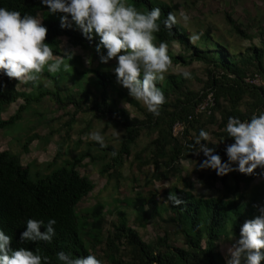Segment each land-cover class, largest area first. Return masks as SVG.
I'll use <instances>...</instances> for the list:
<instances>
[{
  "label": "trees",
  "instance_id": "obj_1",
  "mask_svg": "<svg viewBox=\"0 0 264 264\" xmlns=\"http://www.w3.org/2000/svg\"><path fill=\"white\" fill-rule=\"evenodd\" d=\"M141 11L150 10L153 7L162 9L161 20L167 18L168 13H174L181 5L172 6L158 2L157 0H133ZM195 4V1H194ZM0 7L17 10L33 15H44L43 24L48 28L47 41L54 49V55H61L62 40H68L71 46L83 49L95 48L99 42L97 36L90 42L73 23L72 28H61L60 20L52 19L46 6L40 0H0ZM55 15H62L57 13ZM228 22L235 32L247 37L244 26L235 21L231 14H226ZM216 32L208 27L198 44H192L190 34L178 23L171 31L161 25V31L157 33L158 40H166L170 48L178 45L183 49L181 54H175L170 50L174 65L189 66L195 61L206 65L207 81L201 92L189 91L185 88V81L181 76H169L164 82L158 81L167 98L160 116H154L149 111L144 112L143 119H132L128 110L120 109L115 95L110 89L115 86L116 76L103 70V66L93 70L96 79L93 82L100 89L98 96L91 98V92L83 89L81 92L72 93L67 98H62L58 91L51 93V98L59 109H66L70 105L76 107V113H89L94 119H106L121 127L125 136L121 139V148L95 146L106 159L109 154L117 155L103 166V172L107 169H118L125 156L131 154V147L140 138L144 131L156 135L144 148L139 159H143L144 165L154 167L153 178L158 182H166L181 175L182 163L193 160L197 154L189 148L195 142L201 129L208 130L209 126H217L215 132L219 144L208 142L215 147L216 152L227 160L226 146L233 143L228 137L225 128L229 116H238L248 119L253 112L264 111V41L260 48L253 47L244 54H231L228 47L218 38ZM72 62V60H70ZM45 71L41 75H49ZM63 73V72H62ZM60 73L51 74L52 77ZM247 78L260 79L262 85L246 82ZM118 91L119 100H127L136 108L140 105L135 100L128 99L126 88ZM213 94L214 105L206 111L198 112V107L208 100ZM46 93H42L44 97ZM247 99V100H246ZM19 100H23L18 111L8 119L2 118L5 108L12 106ZM35 100L30 94L18 89V81L0 74V130L14 128L23 118L22 114ZM224 102L227 103V107ZM219 113L220 118H217ZM220 119V120H218ZM74 117L71 120L73 123ZM180 122L184 129L177 137L173 135V126ZM39 136H29L25 144V150L33 140ZM217 144V145H216ZM62 145L58 154L62 152ZM150 152V155H147ZM145 154V156H144ZM90 156V154H87ZM81 155L74 162H66L63 167L53 170L47 175L31 173L30 167L25 166L18 155L9 151H0V228L6 234L12 236L11 247L39 248L43 255L51 258L52 264H60L57 260L59 251L70 252L73 256H85L94 254V250L105 245L108 257L112 264H226L220 259L217 251V243L224 237H240V228L243 223L258 215L256 204L264 205V180L255 184L252 193L247 198V191L253 183H256L261 175H246L233 171L225 176H218L216 171L211 174L200 173L199 180L210 183L211 187L217 182H222L227 187L228 194L217 197H196L193 193L181 189L172 188L170 192L184 201L179 206L171 205V214L163 221L172 232L177 231V237L184 241V246L179 247L170 244L172 234L157 237L154 243L145 242L139 234L129 226L126 213L118 212L117 221L112 224L113 232L107 231L106 237L102 236L105 225V206L97 204L87 217L81 215L77 207L94 189L95 184L88 177L82 176L78 170L79 164L87 157ZM57 158L54 164H56ZM262 171V170H261ZM259 169L257 173H261ZM118 172V170H117ZM231 180L234 184H228ZM156 194L146 196L138 194L132 200V206L137 213V220L142 227L155 220L160 215L159 205L156 202ZM28 218L43 219L45 223L54 218L56 236L49 242L21 241V233L26 230ZM93 222L91 223L92 219ZM45 229L42 227L41 231ZM88 241L89 244L86 242ZM127 248L124 255L122 248ZM264 251V250H262ZM127 255V256H126ZM124 258H128L124 260ZM264 264V261L261 262Z\"/></svg>",
  "mask_w": 264,
  "mask_h": 264
},
{
  "label": "rangeland",
  "instance_id": "obj_2",
  "mask_svg": "<svg viewBox=\"0 0 264 264\" xmlns=\"http://www.w3.org/2000/svg\"><path fill=\"white\" fill-rule=\"evenodd\" d=\"M170 6L181 5L179 9H174L177 15L178 24L181 25L190 35L205 33L208 27H212L216 34L214 37L221 40L230 50L231 54H244L253 47L260 48L264 41V0H157ZM195 1V4H194ZM187 12L191 21L185 25L180 19L179 13ZM231 14L232 18L244 26L247 37L238 35L228 22L226 14ZM44 19V15H39ZM52 19L60 20L61 15H51ZM43 22V21H42ZM202 35V36H203ZM201 36V37H202ZM201 39V38H200ZM200 40L192 42L198 44ZM175 54H181L183 49L178 45L170 48ZM61 55L64 56L65 50H74L71 68L65 72L61 71L55 77L49 75H41L37 86L31 84H18V89L22 92L35 97L27 109L23 112L22 120L12 129L0 130V151H9L18 155L25 166L30 167L33 175H47L53 170L63 167L65 163L74 162L81 155H87L78 170L82 176L88 177L95 184V189L79 203L77 210L81 215L87 217V214L97 204L105 206V225L102 236L105 238L107 231L113 232L112 224L117 221L118 212H124L128 218V224L133 228L142 239L147 243H154L157 237L163 236L166 232L173 233L170 244L182 247L184 241L177 237L178 232H172L169 226L163 221L171 214V204L166 203L167 193L172 188L185 189L194 194L196 197L206 196L209 198L224 196L228 194L227 187L222 182L211 187L210 183H203L199 180L200 173L211 174L215 172L212 169H201L199 164L205 159L201 152L193 160L182 163V173L173 177L172 180L166 182H158L153 178L154 167L152 165H144L143 159H139V155L143 154L144 148L156 137L149 131H144L136 143L131 147V154L125 156L123 164L118 168L107 169L103 172V166L106 162L112 160V155L106 159H101L103 155L98 148L91 146L96 143L88 137V133L100 130L105 134L107 146L114 147L116 150L121 148V139L125 136V132L118 125L111 123L106 119H94L89 113H76V107L70 105L66 109H59L58 105L51 98V93L58 91L62 98L69 97L72 93L81 92L88 89L91 92V98L98 96L100 89L93 85L96 75L93 70H97L103 66V70L114 73L111 69L115 66L116 61H110L109 64H102L99 60L95 48L83 49L81 47H73L67 39L62 40ZM102 69V68H101ZM190 70L191 78H184L181 73ZM63 72V73H62ZM115 74V73H114ZM169 76H181L185 81V88L193 92H201L205 88L207 81L206 65L195 61L191 65H174L165 73L164 80ZM258 79V78H257ZM161 81V82H164ZM260 85L262 81L258 79ZM124 87L117 82L110 89L111 94L115 95L120 109L129 111L132 119H143L144 112H148L146 106L128 95L129 100H135L139 103L140 108H136L127 100H119L118 91ZM42 93H46L41 100H38ZM247 100V99H246ZM25 104L23 100H19L4 109L2 118L8 119L14 115L19 107ZM227 107V103L224 102ZM146 112V113H147ZM74 117V122L71 123ZM217 118H220L219 113ZM220 120V119H218ZM208 131L211 139L208 142H217L215 132L218 131L217 126H209ZM37 135L39 138L33 140L25 150V144L29 136ZM62 145L61 154H58L59 147ZM150 155V152H147ZM145 156V154H144ZM57 158L56 164H54ZM118 170V172H117ZM261 171V169H259ZM221 177V176H220ZM264 176L260 177L256 183H253L247 191V198L252 193L255 184L262 182ZM228 184L233 185L231 180ZM156 194V202L159 205L160 215L146 226L139 225L137 213L132 206V200L138 195ZM92 219V218H91ZM94 219L91 220V223ZM235 237H224L217 243V251L220 259L226 263L227 250L235 242ZM88 244L89 242L86 241ZM124 255L127 248L123 247ZM106 246H99L94 250V254L104 260L105 264H112L107 256ZM127 256V255H126ZM127 260L128 258H124Z\"/></svg>",
  "mask_w": 264,
  "mask_h": 264
},
{
  "label": "clouds",
  "instance_id": "obj_3",
  "mask_svg": "<svg viewBox=\"0 0 264 264\" xmlns=\"http://www.w3.org/2000/svg\"><path fill=\"white\" fill-rule=\"evenodd\" d=\"M50 14L60 16L61 28H72L73 23L90 42L99 37L95 51L102 64L115 60L111 69L119 85L128 90V95L142 102L154 116H160L167 98L158 81H163L165 73L173 66V57L166 40H158L161 25L171 31L178 23L177 15L169 12L161 20L162 9L153 7L141 11L133 0H40ZM187 25L190 15L179 13ZM40 16L21 13L0 7V74L15 79L18 84L37 86L45 69L49 73L67 72L74 50H65L64 56L54 55L52 45L47 41L48 28ZM203 33L192 34V42L200 40ZM181 75L189 79L190 70ZM225 131L233 143L226 146L227 160L209 146L211 134L201 129L195 142L189 145L191 152L203 153L205 159L199 164L201 169L215 170L218 176L233 171L246 175L264 174V111L253 112L248 119L229 116ZM88 137L106 147V138L100 130L91 131ZM224 141L222 138L220 142ZM218 143V144H219ZM217 145V144H216ZM117 153L112 152L115 157ZM261 169V173L256 170ZM166 203L179 206L184 203L175 192H170ZM258 215L246 220L240 228V237L227 250L226 264H261L264 261V205L256 204ZM57 221L50 218H28L26 230L21 233V241L51 242L56 236ZM44 231H41V228ZM12 236L0 228V264H52L51 258L43 255L39 248L13 249ZM60 264H105L95 254L73 256L70 252L59 251Z\"/></svg>",
  "mask_w": 264,
  "mask_h": 264
},
{
  "label": "built area",
  "instance_id": "obj_4",
  "mask_svg": "<svg viewBox=\"0 0 264 264\" xmlns=\"http://www.w3.org/2000/svg\"><path fill=\"white\" fill-rule=\"evenodd\" d=\"M246 82L260 85V83L258 82V79L257 78L256 79L247 78L246 79ZM213 105H214L213 94H210L208 96V100L205 101L203 104H201L198 107V112L206 111L208 107H210V106L212 107ZM183 129H184L183 125L180 122H177L173 126V135L177 137L178 135L181 134V132L183 131Z\"/></svg>",
  "mask_w": 264,
  "mask_h": 264
}]
</instances>
